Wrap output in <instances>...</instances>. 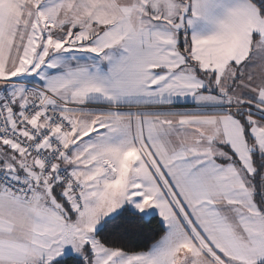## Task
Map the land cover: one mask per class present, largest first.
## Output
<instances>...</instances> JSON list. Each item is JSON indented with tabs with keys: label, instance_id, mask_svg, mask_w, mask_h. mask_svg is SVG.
Returning <instances> with one entry per match:
<instances>
[{
	"label": "snow or ice",
	"instance_id": "1",
	"mask_svg": "<svg viewBox=\"0 0 264 264\" xmlns=\"http://www.w3.org/2000/svg\"><path fill=\"white\" fill-rule=\"evenodd\" d=\"M0 264H264V0H0Z\"/></svg>",
	"mask_w": 264,
	"mask_h": 264
}]
</instances>
